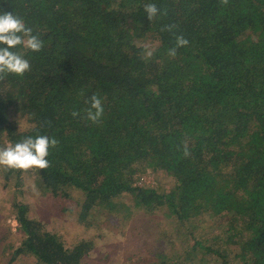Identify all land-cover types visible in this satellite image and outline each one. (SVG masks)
Listing matches in <instances>:
<instances>
[{
  "label": "trees",
  "instance_id": "trees-1",
  "mask_svg": "<svg viewBox=\"0 0 264 264\" xmlns=\"http://www.w3.org/2000/svg\"><path fill=\"white\" fill-rule=\"evenodd\" d=\"M146 3L167 15L149 21ZM3 12L44 43L14 49L31 71L0 80V146L36 129L59 142L49 168L27 171L42 193L72 198L63 211L86 226L139 212L186 228L180 239L164 227L120 264H264V0H0ZM176 35L189 44L172 58ZM93 94L104 107L95 124L81 118ZM27 172L0 168L1 189H22ZM151 172L162 182H139ZM2 194L0 237L13 214L20 236L3 264H93V237L67 246L28 202Z\"/></svg>",
  "mask_w": 264,
  "mask_h": 264
},
{
  "label": "rangeland",
  "instance_id": "rangeland-1",
  "mask_svg": "<svg viewBox=\"0 0 264 264\" xmlns=\"http://www.w3.org/2000/svg\"><path fill=\"white\" fill-rule=\"evenodd\" d=\"M156 179L157 177L153 172L145 173L139 182L152 185L162 182L156 181ZM21 187L22 189L15 186L11 181L10 188L19 190L16 194L10 191V188L2 190L0 184V194L3 193L2 195L13 196L18 200L23 199L28 202L32 215L44 218L48 226L56 231L67 246L74 245L81 238L93 237L97 243L95 258H91L93 264H120L124 261L125 255L132 250L141 249L142 252H145L144 249L153 248L156 243L154 242L156 236L164 227H173L174 231L170 232L180 239L185 237L187 232L184 225L169 217H163L164 219H161V217L154 218L141 215L139 212H134L131 216L119 218L118 220L101 213L99 226H86L77 222L76 218L68 211H63L65 203H71L72 198L54 195L52 192L42 193L37 175L33 172L24 173V182ZM161 210L160 208L155 209L152 213L154 216H162ZM6 221L10 225V232L8 238L3 239L0 237V264H3L7 259L6 255L10 253L11 246L18 244L20 241V236L16 234L18 221L15 214L9 216ZM224 222H226V217L221 220V223ZM7 229V225L1 223L0 236L5 234ZM217 229H219L217 226L212 227L209 232H214ZM30 259L33 260V257H30ZM189 262L191 264V261Z\"/></svg>",
  "mask_w": 264,
  "mask_h": 264
},
{
  "label": "clouds",
  "instance_id": "clouds-1",
  "mask_svg": "<svg viewBox=\"0 0 264 264\" xmlns=\"http://www.w3.org/2000/svg\"><path fill=\"white\" fill-rule=\"evenodd\" d=\"M229 0H220V3L227 5ZM144 11L149 21L154 20L158 15H167L166 9H158L155 3H146ZM176 25H166L162 31L172 32ZM189 44L187 38L183 35H176L175 46L168 50V56L175 58L177 50L186 47ZM22 47L32 52H40L44 43L39 35L33 34V29L26 25L23 18L12 12L0 13V80H3L8 74L24 76L26 72L31 71L29 59L25 54L14 49ZM142 57L150 59L155 49L148 45L143 46ZM89 107L84 110L81 117L92 123H99L104 114V107L101 98L93 94L85 101ZM73 117L81 115L77 111L71 113ZM35 136H25L21 141L15 144L0 146V168L4 170H20L27 172L30 169L44 170L51 166L47 157L50 149L58 145V140L54 137L39 134L36 129ZM184 156H190L187 142L184 144Z\"/></svg>",
  "mask_w": 264,
  "mask_h": 264
}]
</instances>
